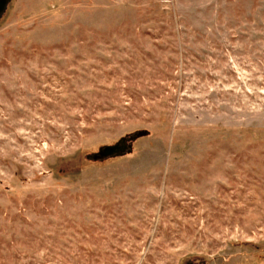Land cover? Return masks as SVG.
I'll return each mask as SVG.
<instances>
[{
	"label": "rangeland",
	"instance_id": "obj_1",
	"mask_svg": "<svg viewBox=\"0 0 264 264\" xmlns=\"http://www.w3.org/2000/svg\"><path fill=\"white\" fill-rule=\"evenodd\" d=\"M0 264H264V0H5Z\"/></svg>",
	"mask_w": 264,
	"mask_h": 264
},
{
	"label": "water",
	"instance_id": "obj_2",
	"mask_svg": "<svg viewBox=\"0 0 264 264\" xmlns=\"http://www.w3.org/2000/svg\"><path fill=\"white\" fill-rule=\"evenodd\" d=\"M5 0H0V11L3 9Z\"/></svg>",
	"mask_w": 264,
	"mask_h": 264
}]
</instances>
